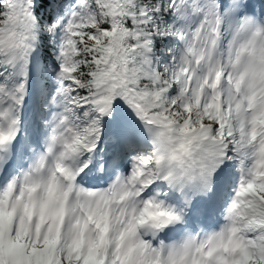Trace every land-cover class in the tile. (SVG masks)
I'll return each instance as SVG.
<instances>
[{"label": "snow or ice", "instance_id": "6c2138e0", "mask_svg": "<svg viewBox=\"0 0 264 264\" xmlns=\"http://www.w3.org/2000/svg\"><path fill=\"white\" fill-rule=\"evenodd\" d=\"M0 264H264V0H0Z\"/></svg>", "mask_w": 264, "mask_h": 264}]
</instances>
